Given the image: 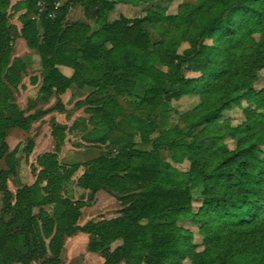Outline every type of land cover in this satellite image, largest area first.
I'll list each match as a JSON object with an SVG mask.
<instances>
[{"label":"trees","instance_id":"1","mask_svg":"<svg viewBox=\"0 0 264 264\" xmlns=\"http://www.w3.org/2000/svg\"><path fill=\"white\" fill-rule=\"evenodd\" d=\"M62 1L21 0L16 6L24 9L20 37L41 58L43 97L57 96L56 109L62 110L61 98L70 89L105 92L102 105L89 109L104 138L117 129L121 97L133 96L140 83L147 87L136 106L134 131L115 141L119 152L98 158L78 182L93 196L108 191L123 207L116 218L81 226L87 204L60 198L68 175L56 153L39 157L43 170L35 184L10 190L19 159L7 137L13 128L30 130L40 114L26 116L16 104L13 90L27 73V61L12 58L11 0H0V162L7 165L0 167V264H63L66 239L81 232L91 237L89 251L99 253L104 264H184L187 259L191 264H264V90L254 87L264 71V0H200L182 4L176 15L158 4L144 18L122 16L113 22L108 13L116 0H67L58 7ZM118 1L139 6L158 0ZM78 4L89 22L69 21ZM36 15L39 19L32 18ZM185 43L189 48L180 53ZM64 67L73 73L63 72ZM186 67L202 75L189 78ZM85 68L97 76L84 77ZM242 91L256 107L245 111L246 121L239 125L220 123L233 95ZM184 95L199 96V103L179 114L183 126L160 130V108ZM54 134L64 140L61 129ZM226 138L236 141L234 149L226 146ZM138 140L152 142L153 149L135 148ZM164 150L169 162L163 160ZM186 160L187 172L174 165ZM194 186L203 197L197 212ZM53 203L65 207L57 218L45 210ZM186 220L200 226L202 251L192 231L178 225Z\"/></svg>","mask_w":264,"mask_h":264},{"label":"rangeland","instance_id":"2","mask_svg":"<svg viewBox=\"0 0 264 264\" xmlns=\"http://www.w3.org/2000/svg\"><path fill=\"white\" fill-rule=\"evenodd\" d=\"M21 0H11V9L9 10L10 26L13 41V56L12 58H21L27 61V73L23 75L22 82L17 89H14V96L16 104L26 113V116L40 114V116L33 121L30 130L25 131L19 128H13L8 137L10 151L18 150L17 157L18 175L14 176L9 181V188L16 192L18 188L23 185H33L36 183L43 167L38 162L40 156L48 153L58 154V163L62 169V173L68 175L62 185L60 198L69 199L78 202L84 201L87 206L82 209V216L79 224L84 226L91 222H99L102 219H112L119 216L122 210V205L117 198L106 190L98 191L94 196L89 189H85L79 185L80 178L86 173L90 172L92 164L102 156H115L120 147L115 144L116 139L121 138L122 134L132 133V120L136 114L137 103L144 97L147 87L143 84H138L134 95L131 97L120 99V104L123 107L119 116L114 122L117 129L114 132H109L103 138V131L100 130L92 121V114L89 109L94 106H101V100L106 95L105 92H99L94 87H86V89H79L77 87L67 91L62 96L63 109L57 110L59 103L57 96L43 97L40 93L42 88V63L41 58L34 51L30 50L26 41L20 37L22 23L19 19L24 12L23 8L17 9V3ZM67 0L61 2V6ZM117 3L114 8L108 13V21L113 22L125 16L129 19L144 18L147 16L149 9H154L158 4L166 7L169 15H176L182 4L191 3L198 4L200 0H173L167 3V0H158L140 3L139 6L122 3L116 0ZM34 16H32L33 18ZM36 19L39 16L36 15ZM68 19L71 22L87 21L84 8L81 4L74 6ZM94 25V23H92ZM145 27L152 33L156 40L154 26L146 23ZM257 38H259L257 36ZM207 44L212 41L205 39ZM188 44H183L179 48V52L183 53ZM63 72L72 74L73 70L70 68H62ZM84 77L94 78L96 73L93 70L84 69ZM185 75L189 78H199L201 72H196L193 67H186ZM255 90L261 92L264 90V71L260 73L258 80L254 84ZM245 91L237 92L233 95L234 102L232 108L223 113V118L220 123L226 120H231L233 125H239L246 121L245 111L253 109L256 104H251L245 97ZM199 103V96L184 95L180 99L167 102L165 106L160 108L159 128L160 130H167L175 126H183L179 114L184 113ZM31 107V108H30ZM138 111V110H137ZM264 112V110H262ZM59 128L64 132V140L60 141L59 137L55 136L54 131ZM158 136L157 134L154 135ZM34 142V147L30 153V143ZM225 144L229 149H234L236 141L226 138ZM59 148V149H58ZM135 148L142 151H151L153 143L148 144L139 142L135 144ZM264 152V146L262 148ZM170 153L166 150L162 151V157L165 161H170ZM182 171H189L190 162L186 160L182 164H174ZM0 167L5 169L7 165L5 161L0 162ZM46 182L42 186H45ZM202 189L200 187H193L194 195V211L197 212L203 205V197L201 195ZM93 199L91 202L90 199ZM3 208V194L0 193V215ZM45 210L50 216L57 218L65 210V207L60 203H53L45 207ZM38 209L36 210V212ZM8 219V217H6ZM180 227L192 231L194 235V244L199 251L204 249V237L201 234L200 226L192 221L186 220L178 223ZM91 237L85 233H78L77 235L66 239L63 253V264H104V258L99 253L89 251V243ZM121 244V241L116 242L114 247ZM184 264H191L190 260H185Z\"/></svg>","mask_w":264,"mask_h":264},{"label":"built area","instance_id":"3","mask_svg":"<svg viewBox=\"0 0 264 264\" xmlns=\"http://www.w3.org/2000/svg\"><path fill=\"white\" fill-rule=\"evenodd\" d=\"M39 5L43 8V5L41 3ZM57 6H61V3H58Z\"/></svg>","mask_w":264,"mask_h":264},{"label":"crops","instance_id":"4","mask_svg":"<svg viewBox=\"0 0 264 264\" xmlns=\"http://www.w3.org/2000/svg\"><path fill=\"white\" fill-rule=\"evenodd\" d=\"M33 18H35V17H33ZM35 54H37V53H35ZM38 55V54H37ZM39 56V55H38ZM42 82V81H41ZM86 89V88H85Z\"/></svg>","mask_w":264,"mask_h":264}]
</instances>
